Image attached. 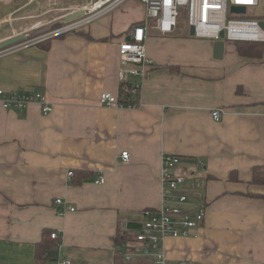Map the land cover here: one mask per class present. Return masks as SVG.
<instances>
[{"label": "crops", "instance_id": "1", "mask_svg": "<svg viewBox=\"0 0 264 264\" xmlns=\"http://www.w3.org/2000/svg\"><path fill=\"white\" fill-rule=\"evenodd\" d=\"M89 1L0 0V26H27L30 14L50 12L38 26L31 20L37 28ZM144 18L145 6L130 0L50 37L48 49L0 56V89L43 92L52 107L44 115L39 104L7 110L0 103V264H41L36 246L45 230L60 234L58 255L73 264H121L144 212L162 206L164 155L196 173L207 208L190 235L164 239L170 263L264 264V185L252 182L253 169L264 167V43L259 56L246 57L238 42L222 40L216 59L213 40L150 32L140 106H104L103 92L121 99L119 43ZM57 199L75 211L60 213ZM125 234L132 239L117 244Z\"/></svg>", "mask_w": 264, "mask_h": 264}, {"label": "built area", "instance_id": "2", "mask_svg": "<svg viewBox=\"0 0 264 264\" xmlns=\"http://www.w3.org/2000/svg\"><path fill=\"white\" fill-rule=\"evenodd\" d=\"M128 1L130 0H95L93 3L90 2L80 8L84 11V15L79 17V20L66 22L64 27L51 32V37L87 26L115 11ZM137 1L145 6L144 21L132 28L130 39L119 43V58L122 65L119 77L121 83L125 85L123 95L128 96V101L123 103L117 96L103 92L99 101L107 107L114 106L121 109L140 106L141 84L147 78L152 65V60L147 55L146 45L147 35L150 32H156L161 36L190 35L191 27H193L195 32L193 36L196 38L210 39L215 42L226 40L264 43V27L260 24L263 21L260 18L264 15L256 14L261 0ZM233 6H245L246 11L242 14L234 13L231 11ZM235 16L237 17L234 18ZM222 32L224 33L223 38H221ZM16 45L8 50L0 51V56L25 47ZM127 75L137 77L138 81L129 83L126 79ZM0 103L7 110L22 109L31 104H39L44 115L52 111L46 94L40 91L6 92L0 89ZM220 116L219 110L213 111L212 117L215 120L219 121ZM120 156L124 161L129 160L128 152H122ZM163 162L162 206L144 212L145 220L135 233V245L133 244L122 256L124 264H171L164 253V239L188 236L204 222L207 213L206 203L201 201L204 197V187L196 177V173L181 168L182 161L178 156L164 155ZM69 175L72 176V173ZM192 180L191 189L182 188ZM99 183H104V178H101ZM55 203L60 208V213L68 210L75 211V208L62 199H57ZM52 238H60V234L53 232ZM140 258H148L150 262L144 263L139 260ZM49 264L73 263L67 258L58 257L56 261ZM176 264L193 263L180 261Z\"/></svg>", "mask_w": 264, "mask_h": 264}, {"label": "trees", "instance_id": "3", "mask_svg": "<svg viewBox=\"0 0 264 264\" xmlns=\"http://www.w3.org/2000/svg\"><path fill=\"white\" fill-rule=\"evenodd\" d=\"M60 27V25H52L51 27ZM59 29V28H57ZM54 29V30H57ZM52 30V31H54ZM50 31V30H49ZM62 34H59L57 36H61ZM50 38L45 39L41 42H39L37 45L43 49H48L50 46ZM260 44V43H259ZM258 43L254 42H238V53L241 56H246V57H256L261 54V47ZM16 45V44H15ZM13 45V46H15ZM5 50V49H4ZM3 51V50H2ZM127 85V83H125ZM124 84L121 86V93H120V101L123 103H127L128 101V96L123 95V88ZM252 182L254 184L258 185H264V167L261 166H256L253 169V179ZM140 229V228H139ZM134 230V228H133ZM136 230V229H135ZM138 230V229H137ZM136 230V231H137ZM135 231V233H136ZM55 231L51 230H45L42 235V240L37 243L36 246V255H37V260L41 264H49L53 261H56V259L59 257L58 252H59V240L60 238H52V233ZM132 239V236L130 234H125V235H118L116 237L117 244L121 243H127V241H130ZM59 244V245H58ZM121 264H124L123 258H121ZM116 262H118V257H116Z\"/></svg>", "mask_w": 264, "mask_h": 264}, {"label": "rangeland", "instance_id": "4", "mask_svg": "<svg viewBox=\"0 0 264 264\" xmlns=\"http://www.w3.org/2000/svg\"><path fill=\"white\" fill-rule=\"evenodd\" d=\"M94 1L95 0L89 1V3L90 2L93 3ZM77 8H79V7H77ZM77 8L75 9V11L70 12V14H72L74 12L75 13L78 12ZM250 12H252V10H250ZM49 13L44 12V13L41 14L39 11H37L35 14H33V17H31V14H30L29 20L25 19L26 20L25 23H27V26H22V24H18V26L10 27V28L0 26V38L4 37L8 33L9 34L16 33L15 35L23 34L25 36V38H24V40H22L19 43H17L18 45H20V46L37 45L40 41H43L44 39H47V38L51 37V35H52L51 32H53L52 30L57 29V28H62V27H64L66 25V23H65V21H64V19L62 17L63 20H58V21H55L53 23L52 22H46V24L44 23V26H40L38 28H29L31 26L30 25L31 20H35V26L40 25L43 22V20L48 21V19H46V17L42 18V16L44 14H48L49 15ZM64 13H66V12H58V13H55V14H56V17H57V15H62ZM1 14H4V12L0 11V15ZM37 14H39V15H37ZM66 14H69V13H66ZM66 14H64V15H66ZM256 14H259V16H263L264 15V0H261L260 6L258 7V9L256 11ZM13 15H14V19H16V17H20L21 16L20 12H18V13L14 12ZM231 17H233V16H231ZM236 17L237 16H235L234 18H236ZM243 17L246 18L245 16H243ZM53 18H54V14L52 15V17L50 19H53ZM39 19H41V20H39ZM260 19H264V17H261ZM74 20H76V19H74ZM74 20H72V21H74ZM56 24L60 25V27H57V26L54 27V28L51 27L52 25H56Z\"/></svg>", "mask_w": 264, "mask_h": 264}, {"label": "water", "instance_id": "5", "mask_svg": "<svg viewBox=\"0 0 264 264\" xmlns=\"http://www.w3.org/2000/svg\"><path fill=\"white\" fill-rule=\"evenodd\" d=\"M231 11L234 12V13H245L246 11V8L245 6H233L231 8ZM84 15V11L83 10H80L78 12H74L72 14H69V15H66L64 20L65 22H69V21H72L74 19H77L81 16ZM261 26L264 27V22L261 21ZM194 28L191 27V30H190V34L193 36L194 35ZM224 36V33L222 32L221 33V38H223ZM25 36L24 35H19V36H16V37H13L12 39H9L3 43L0 44V50H6V48L8 47H11L17 43H19L20 41L24 40ZM130 39V37L128 38ZM224 48H225V43L224 41L220 40V41H217L215 44H214V57L216 59H222L223 58V55H224Z\"/></svg>", "mask_w": 264, "mask_h": 264}]
</instances>
